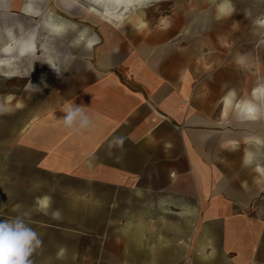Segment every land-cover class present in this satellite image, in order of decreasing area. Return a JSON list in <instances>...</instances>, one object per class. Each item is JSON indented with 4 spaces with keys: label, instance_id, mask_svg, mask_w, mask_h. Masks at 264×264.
I'll return each mask as SVG.
<instances>
[{
    "label": "crops",
    "instance_id": "0c3cea01",
    "mask_svg": "<svg viewBox=\"0 0 264 264\" xmlns=\"http://www.w3.org/2000/svg\"><path fill=\"white\" fill-rule=\"evenodd\" d=\"M97 30L81 61L36 73L57 103L8 146L9 163L79 184L36 197L32 264H264V71L171 75L170 54L138 58L131 33ZM70 104L87 128L64 126Z\"/></svg>",
    "mask_w": 264,
    "mask_h": 264
},
{
    "label": "rangeland",
    "instance_id": "374dc122",
    "mask_svg": "<svg viewBox=\"0 0 264 264\" xmlns=\"http://www.w3.org/2000/svg\"><path fill=\"white\" fill-rule=\"evenodd\" d=\"M112 11L100 0H0V59L11 58L0 65V218L22 214L39 220L37 196L45 203L58 183L79 185L9 163L8 146L14 147L20 127L31 128L57 103L50 85L35 82L36 73L54 60L51 55L74 53L81 61L87 37L100 34L101 22L120 34L131 33L138 58L144 53L151 60H167L170 54L171 75L185 67L200 74L231 66L236 85L257 84L263 75L264 0H141L130 9ZM26 36L34 37L35 49L19 52L18 39Z\"/></svg>",
    "mask_w": 264,
    "mask_h": 264
},
{
    "label": "clouds",
    "instance_id": "9594fccd",
    "mask_svg": "<svg viewBox=\"0 0 264 264\" xmlns=\"http://www.w3.org/2000/svg\"><path fill=\"white\" fill-rule=\"evenodd\" d=\"M52 68L57 75L61 74L59 69ZM62 119L67 128L78 126L83 129L91 123L89 116L84 111V106L75 104L68 106ZM118 142L122 146L123 140L120 139ZM19 207V205L16 206L17 209ZM58 216V212L53 214V218H58ZM41 245L42 240L26 221L24 215H16L11 219L0 218V264H32L30 257Z\"/></svg>",
    "mask_w": 264,
    "mask_h": 264
},
{
    "label": "bare ground",
    "instance_id": "6f19581e",
    "mask_svg": "<svg viewBox=\"0 0 264 264\" xmlns=\"http://www.w3.org/2000/svg\"><path fill=\"white\" fill-rule=\"evenodd\" d=\"M7 1V0H6ZM102 1L104 4H106L107 8H112V12L115 13H119L120 11L123 10V8L128 7L129 9L131 7H133L138 1L141 0H100ZM106 1H109V3H112L111 5H108V3H106ZM127 3V5H124V3ZM29 10L33 9L31 8L30 5H28ZM96 9V8H95ZM108 10V9H107ZM52 25V24H51ZM53 26L55 28H60L62 25L61 24H57L54 23ZM13 47H11V44H7L5 50L6 51H10ZM19 52H27V51H32L35 49V41H34V37H19L18 39V47H17ZM11 58H5V59H0V65H3V63H5L6 61L10 60ZM257 87V86H256ZM264 92V85L262 86L261 89ZM257 91V90H256ZM255 91V92H256ZM247 100V99H246ZM251 101V100H250ZM247 104V103H246ZM249 104V111L251 112V114L254 113L253 111V105L252 102H248Z\"/></svg>",
    "mask_w": 264,
    "mask_h": 264
}]
</instances>
